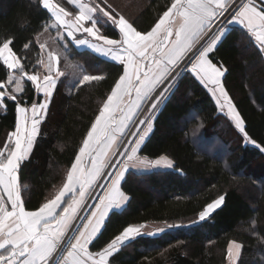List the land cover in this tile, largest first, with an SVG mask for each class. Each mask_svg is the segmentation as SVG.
<instances>
[{
	"label": "snow or ice",
	"instance_id": "snow-or-ice-1",
	"mask_svg": "<svg viewBox=\"0 0 264 264\" xmlns=\"http://www.w3.org/2000/svg\"><path fill=\"white\" fill-rule=\"evenodd\" d=\"M39 2L49 21L43 31L55 33L52 39L56 47H49L47 40L40 42L38 34L23 48L38 45L37 64L44 68L43 75L25 70L23 57L14 51L13 38L0 41V62L10 70L0 82V107H5L7 97L16 102L17 113L9 143L0 149V264H111L115 253L142 234L144 224L124 227L99 250H90V246L96 248L110 215L122 214L129 202L122 182L130 168L174 167L167 155L150 159L139 153L160 105L172 94L181 73L190 71L212 94L218 109L226 110L244 139L264 152V146L250 137L241 112L226 90L227 67L214 63L210 55L222 42L227 25L233 23L254 38L264 55V0H171L150 30H138L108 0H67L71 10L53 0ZM109 31L112 35L107 34ZM70 45L90 50L120 68L82 138L66 182L53 198L29 210L22 199L19 173L65 75L60 68L62 60L65 68L82 73L80 85L104 79L99 74H83L82 66L69 60ZM27 82L37 94L30 108L21 104L18 95L25 93ZM224 201L225 196L219 195L207 203L198 219L205 220ZM180 226L167 224L169 229ZM242 249V243L229 242L230 264H235Z\"/></svg>",
	"mask_w": 264,
	"mask_h": 264
},
{
	"label": "trees",
	"instance_id": "trees-1",
	"mask_svg": "<svg viewBox=\"0 0 264 264\" xmlns=\"http://www.w3.org/2000/svg\"><path fill=\"white\" fill-rule=\"evenodd\" d=\"M170 3L124 0L130 12L122 13L138 30H150ZM47 22L39 0H0V41L14 39V51L23 57L30 74L41 69L37 64L40 49L23 45L40 37ZM210 55L214 63L227 67L226 90L250 137L264 146V55L257 43L245 29L233 26ZM69 60L82 66L83 74H99L104 79L80 85L82 73L71 79V68H65L62 60L65 75L19 173L22 199L29 210L53 198L66 182L82 138L120 68L87 50L74 49ZM9 71L0 62V82ZM20 96L21 104L28 107L37 100L31 82ZM5 101V107H0V145L14 130L17 118L16 102L7 97ZM204 146L217 152L204 153ZM139 155L150 159L167 155L174 167L129 170L122 190L130 200L122 214L110 215L100 243L90 250H99L128 225L178 224L160 234H141L115 253L111 264H228L227 249L233 240L243 244L237 264H264V152L244 139L190 71L160 105ZM219 195L225 196L224 204L200 221L198 213Z\"/></svg>",
	"mask_w": 264,
	"mask_h": 264
},
{
	"label": "rangeland",
	"instance_id": "rangeland-1",
	"mask_svg": "<svg viewBox=\"0 0 264 264\" xmlns=\"http://www.w3.org/2000/svg\"><path fill=\"white\" fill-rule=\"evenodd\" d=\"M123 1H124V0H108V2L112 5V7L115 8V10H116L117 12H119L121 15L124 16V14L122 13V11L125 12L126 14H129L130 10H129V9H126V8L123 6V4H122ZM53 2H54V3H59V4H61V5H64V6L68 7L69 10H71V8L73 7L72 5H68V4H67V0H53ZM83 2H85V3H90L91 0H83ZM124 17H125V16H124ZM125 18L130 22V20H129L127 17H125ZM54 34H55L54 32H53L52 34H50L49 32H44V31H43V33H42L41 36L39 37V40H40V42H44L45 40H47V42H48V46L54 48V47H56V45L53 43V39H52V36H53ZM70 47H72V54H71V56H70V57H72V55H73V50L76 49V48H75L74 46H71V45H70ZM60 66H61V65H60ZM40 68H41V69H40L38 72H39V73L41 74V76H42L45 70H44V68L41 67V66H40ZM70 70H71V74H72V76H71L72 78H71V79L74 78V75H75V74H77V75H81V72H79V71L74 72L72 68H71ZM14 74H17V73H14ZM61 78H62V77H61ZM178 78H179V77H178ZM25 80H26V77H25ZM20 94H21V93H18V95H20ZM49 105H50V104H49ZM29 108H30V107H29ZM223 113L226 114V110H225ZM28 115L31 116V112H29ZM8 136H9V134L6 136V138L4 139L3 143L0 145V149H3V148H4V145H5L6 143H9V141H8ZM201 151L204 152V153H207V152H210V153H216V152H217V149H215V150H210V149H209V146H204V147H201ZM129 170L143 171L144 169L130 168ZM85 211H88V209H85ZM161 228H163L164 231H165V230L167 229V226L164 225V224H146L145 227H144L143 229H141V233L144 234V235H150L149 233H155V234H152V235H156V234H160V233H161V232H158V229H161ZM235 251H236V250L233 249V255H234V257H235ZM240 255H241V253H240ZM240 255H239V257H240ZM239 257H238L237 259H235V264H237V262H238V260H239ZM228 264H230V262H229Z\"/></svg>",
	"mask_w": 264,
	"mask_h": 264
},
{
	"label": "crops",
	"instance_id": "crops-1",
	"mask_svg": "<svg viewBox=\"0 0 264 264\" xmlns=\"http://www.w3.org/2000/svg\"><path fill=\"white\" fill-rule=\"evenodd\" d=\"M237 27H240V28H243L241 25H238L236 24ZM244 29V28H243ZM256 42V41H255ZM257 43V42H256ZM78 50H87V49H84V48H81V49H78ZM87 51H90V50H87ZM91 52V51H90ZM98 56V54H95ZM99 57V56H98ZM101 58V57H100ZM104 59V58H103Z\"/></svg>",
	"mask_w": 264,
	"mask_h": 264
},
{
	"label": "built area",
	"instance_id": "built-area-1",
	"mask_svg": "<svg viewBox=\"0 0 264 264\" xmlns=\"http://www.w3.org/2000/svg\"><path fill=\"white\" fill-rule=\"evenodd\" d=\"M232 25V24H231ZM231 25H227V27H226V30L231 26ZM220 25H218V27H219ZM225 30V31H226ZM187 72V71H186ZM186 72H183V73H181V75H180V77L179 78H181Z\"/></svg>",
	"mask_w": 264,
	"mask_h": 264
}]
</instances>
